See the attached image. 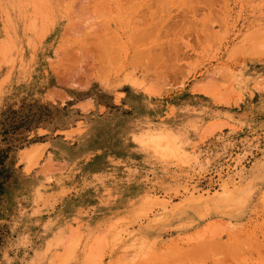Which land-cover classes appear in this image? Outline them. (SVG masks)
I'll list each match as a JSON object with an SVG mask.
<instances>
[{"label":"rangeland","instance_id":"1","mask_svg":"<svg viewBox=\"0 0 264 264\" xmlns=\"http://www.w3.org/2000/svg\"><path fill=\"white\" fill-rule=\"evenodd\" d=\"M114 105L148 116L155 179L11 241L27 148ZM0 264H264V0H0Z\"/></svg>","mask_w":264,"mask_h":264},{"label":"crops","instance_id":"2","mask_svg":"<svg viewBox=\"0 0 264 264\" xmlns=\"http://www.w3.org/2000/svg\"><path fill=\"white\" fill-rule=\"evenodd\" d=\"M112 107L107 116L87 123L84 132L92 127L86 139L84 133L74 138L57 136L27 148L45 152L39 168L30 170L27 162H19L21 170L11 173V241L20 235H28L30 242L56 241L70 221L121 209L130 194L146 189L149 180L155 179L159 162L142 141L153 131L141 123L148 116L138 105H129L131 116ZM101 108L107 109L103 105L97 109ZM60 147L67 155L59 153Z\"/></svg>","mask_w":264,"mask_h":264},{"label":"bare ground","instance_id":"3","mask_svg":"<svg viewBox=\"0 0 264 264\" xmlns=\"http://www.w3.org/2000/svg\"><path fill=\"white\" fill-rule=\"evenodd\" d=\"M133 85V84H132Z\"/></svg>","mask_w":264,"mask_h":264}]
</instances>
